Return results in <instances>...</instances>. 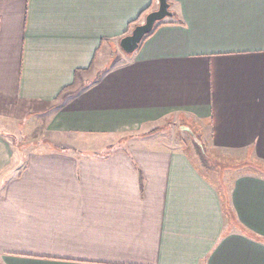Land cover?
Returning <instances> with one entry per match:
<instances>
[{"label":"crops","instance_id":"1","mask_svg":"<svg viewBox=\"0 0 264 264\" xmlns=\"http://www.w3.org/2000/svg\"><path fill=\"white\" fill-rule=\"evenodd\" d=\"M167 2L0 0V264H264V0Z\"/></svg>","mask_w":264,"mask_h":264},{"label":"rangeland","instance_id":"2","mask_svg":"<svg viewBox=\"0 0 264 264\" xmlns=\"http://www.w3.org/2000/svg\"><path fill=\"white\" fill-rule=\"evenodd\" d=\"M176 121H172L167 125V129L169 130V133L171 136H173V139L178 137V126ZM41 131H43V128L41 129L40 126H38L36 129L32 128H23L20 130V133L16 135V139L12 140L13 143L16 144L17 149H20L22 152H26L29 150L39 149V148H47L49 145L47 144V139L44 138L41 135ZM177 135V136H176ZM180 136V135H179ZM122 138V137H120ZM172 139V142H175V140ZM122 139L114 138V137H107V138H89L82 142L81 146H87V147H105L107 149L113 148V147H121L125 145V142L121 143ZM78 144V143H77ZM201 145L204 147L205 150L209 151L211 150V146L209 145V141L203 140V143L201 142ZM225 155V156H224ZM214 160V159H213ZM212 160V161H213ZM250 160L249 157H244L243 153L241 152H232L230 154L225 153L223 156H218V160H215L216 167L219 171L224 172V168L228 167H236V164H240L243 161ZM236 169V168H235ZM231 174V172L229 173Z\"/></svg>","mask_w":264,"mask_h":264},{"label":"water","instance_id":"3","mask_svg":"<svg viewBox=\"0 0 264 264\" xmlns=\"http://www.w3.org/2000/svg\"><path fill=\"white\" fill-rule=\"evenodd\" d=\"M157 2V9L145 15L143 23L136 25L128 35L119 40V48L123 53L131 54L134 52L143 38L152 31L156 23L172 16L167 0H157Z\"/></svg>","mask_w":264,"mask_h":264},{"label":"trees","instance_id":"4","mask_svg":"<svg viewBox=\"0 0 264 264\" xmlns=\"http://www.w3.org/2000/svg\"><path fill=\"white\" fill-rule=\"evenodd\" d=\"M162 22V21H161ZM161 22H158V23H156L155 24V26H154V28L152 29V31L159 25V24H161ZM151 31V32H152ZM151 32L150 33H148L144 38H146L147 36H149L150 34H151ZM200 148V147H199ZM199 153H200V156H201V161H203V162H209L210 161V159H209V157H207L205 154H204V151H202V149H199ZM250 169H254V170H257V169H255V166H251V165H249L248 166Z\"/></svg>","mask_w":264,"mask_h":264}]
</instances>
